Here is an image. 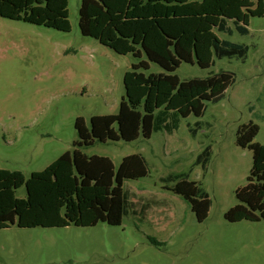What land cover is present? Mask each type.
Instances as JSON below:
<instances>
[{
  "label": "rangeland",
  "instance_id": "1",
  "mask_svg": "<svg viewBox=\"0 0 264 264\" xmlns=\"http://www.w3.org/2000/svg\"><path fill=\"white\" fill-rule=\"evenodd\" d=\"M201 1L206 0L193 4ZM80 3L68 2L70 31L32 23L30 12L22 19L0 15V169L19 170L26 177L43 170L76 146L81 138L78 118L89 124L95 117L116 116L126 99L124 75L137 59L81 34ZM257 4L258 0H230L216 5L233 16L238 15L239 5L246 9L247 35L217 33L220 39L248 46L245 63L220 59L201 68L194 61L182 63L170 74L182 80L204 77L210 70L233 73V85L219 80L218 93H225L222 100L202 101L206 105L202 117L201 110L193 108L171 135L95 141L81 148L87 155L107 156L115 169L125 156L142 154L154 165L150 176L128 180L125 186L136 199L151 197L166 206L153 209L154 205L144 220L127 209L119 225L0 228V264H264V220L232 222L224 216L238 203L236 191L247 184L254 165L253 152L237 144L239 126L256 123L254 141L264 145V121L254 120L247 109L264 90V14L249 15ZM148 63L149 68L142 70L145 74L164 73L157 64ZM199 119L212 121L204 144H198L186 126ZM208 143L212 158L202 184L212 206L198 221L190 204L162 188L158 179L187 171ZM201 174V167L194 166L189 180L199 181ZM16 195L24 196V188Z\"/></svg>",
  "mask_w": 264,
  "mask_h": 264
},
{
  "label": "trees",
  "instance_id": "2",
  "mask_svg": "<svg viewBox=\"0 0 264 264\" xmlns=\"http://www.w3.org/2000/svg\"><path fill=\"white\" fill-rule=\"evenodd\" d=\"M126 1L81 0L78 10V26L83 35L99 40L119 54L131 53L139 60L124 75L126 99L120 102L118 114L91 119L89 124L78 118L76 126L81 138L76 146L43 170L31 172L29 177L19 170L0 169V228L86 227L99 222L119 225L127 209L144 220L154 205L157 204L153 209L162 208L165 202L151 197L136 199L125 182L149 177L153 163L135 153L125 156L115 169L107 156L87 155L81 148L95 141L128 142L140 135H171L193 108L201 110V117L204 115L203 100L217 103L225 97L224 92L218 93L221 78L229 86L234 84L233 73L224 69L182 80L170 74L182 63L194 61L201 68L214 66L215 60L220 59L245 63L248 46L220 39L217 33L231 36L235 31L245 36L247 26L237 19L207 12L203 1L193 4L195 1L190 0H131V12L136 14L130 15L136 18H124ZM68 2L0 0V15L22 19L30 12L32 23L68 31ZM262 3L259 2L258 15L263 13ZM148 62L157 64L164 73L142 72L148 68ZM247 109L254 120L264 121V90ZM186 126L198 144L210 138L211 120L199 119ZM257 132L258 126L252 121L240 125L236 132L237 144L253 152L254 165L247 184L236 191L238 203L224 213L228 221L264 220V145L254 141ZM211 158L212 144L208 143L187 171L158 179L162 188L190 204L198 221L207 217L212 206L202 184ZM194 166L201 167L199 181L189 180ZM21 187L24 196L18 197L16 191Z\"/></svg>",
  "mask_w": 264,
  "mask_h": 264
},
{
  "label": "crops",
  "instance_id": "3",
  "mask_svg": "<svg viewBox=\"0 0 264 264\" xmlns=\"http://www.w3.org/2000/svg\"><path fill=\"white\" fill-rule=\"evenodd\" d=\"M193 1H196V0H190V2H193ZM229 1L230 0H206L203 4L208 8L207 3L208 2L212 3V6H210L207 9V12L219 15L220 17H229L230 19H237L241 24L247 26L248 25V19H249L248 13L246 12V9H244V8L241 9L240 5H239V12H238L237 16L229 15L230 13H228L227 11H223V8H216L217 4L220 3L222 5H226ZM260 1L263 2V0H258V4L256 5V7L254 9H252V10H249V15H251V16H262V14H264V2H263L262 3L263 4V13L261 15H258V11L260 9V7H259V2ZM239 2L243 3V2H245V0H239ZM131 9H132L131 0H127L125 8H124V16H123L124 18H136V16L130 15V14H136L135 12H131ZM70 28H71V26H69V30L68 31H70ZM137 61H139V60L137 59ZM136 62L132 63L130 67H132L134 64H136ZM147 64H148V68H149V63H147ZM149 74H152V73H149ZM153 74H157V73H153ZM95 118H99V117H95ZM95 118H93V119H95Z\"/></svg>",
  "mask_w": 264,
  "mask_h": 264
}]
</instances>
